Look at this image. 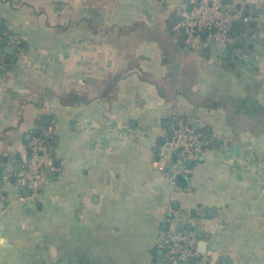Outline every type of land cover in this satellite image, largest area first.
Segmentation results:
<instances>
[{
  "label": "crops",
  "instance_id": "0c3cea01",
  "mask_svg": "<svg viewBox=\"0 0 264 264\" xmlns=\"http://www.w3.org/2000/svg\"><path fill=\"white\" fill-rule=\"evenodd\" d=\"M190 1L0 0V264H163L169 205L208 264H264V0H234L228 48L187 40ZM172 117L211 139L186 187ZM36 132L52 169L26 194L11 178Z\"/></svg>",
  "mask_w": 264,
  "mask_h": 264
},
{
  "label": "built area",
  "instance_id": "2783aa9c",
  "mask_svg": "<svg viewBox=\"0 0 264 264\" xmlns=\"http://www.w3.org/2000/svg\"><path fill=\"white\" fill-rule=\"evenodd\" d=\"M180 26L188 41H194L198 36L205 35L228 48L234 43L236 23L241 20L237 11L223 0H191L190 5L180 7ZM246 22L247 18L243 17ZM1 39V35H0ZM45 133L33 134L26 146V154L21 158L18 167L12 173L18 190L27 189L35 193L48 179L52 169V147ZM211 139L198 130L190 121L172 117L168 126L166 147L177 163L167 172V179L174 185V177L183 174L186 162H198ZM154 164L158 171H164L162 160ZM173 201V200H172ZM166 214L173 222V227L159 238L157 247L162 252L163 264H208V255H200L196 250L199 233L189 227L186 221L178 215L172 205L166 208Z\"/></svg>",
  "mask_w": 264,
  "mask_h": 264
},
{
  "label": "water",
  "instance_id": "95a60500",
  "mask_svg": "<svg viewBox=\"0 0 264 264\" xmlns=\"http://www.w3.org/2000/svg\"><path fill=\"white\" fill-rule=\"evenodd\" d=\"M233 2H234V0H223V4L224 5L232 6ZM234 6H235L236 10H240V4L237 3ZM245 17H247V16L245 15ZM238 25L239 26H243L244 24L242 22H240ZM1 34L2 33L0 32V35ZM13 50L14 49L12 47H10V46H6V47L3 48V52L6 53V54H13V52H14ZM174 160H175V158H174ZM185 165L187 167H190L191 162H186ZM174 179L176 180V184L178 186L186 187L188 178L185 175H182V174L181 175H177V176L174 177ZM11 181H14V178H11ZM23 193L30 194V191L25 189V190H23Z\"/></svg>",
  "mask_w": 264,
  "mask_h": 264
},
{
  "label": "trees",
  "instance_id": "16d2710c",
  "mask_svg": "<svg viewBox=\"0 0 264 264\" xmlns=\"http://www.w3.org/2000/svg\"><path fill=\"white\" fill-rule=\"evenodd\" d=\"M46 121H47V120L43 119L42 122H41V124H42V125H46V124H45V123H47ZM41 124H40V125H41ZM39 131H40V130H39ZM36 133L39 134L40 132H36ZM36 133H35V134H36ZM40 134H41V133H40ZM48 142L50 143V145H52V141L48 140Z\"/></svg>",
  "mask_w": 264,
  "mask_h": 264
}]
</instances>
